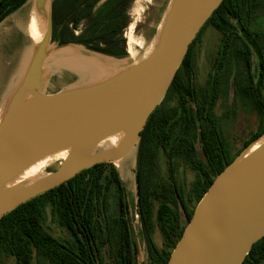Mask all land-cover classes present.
<instances>
[{"label":"water","instance_id":"95a60500","mask_svg":"<svg viewBox=\"0 0 264 264\" xmlns=\"http://www.w3.org/2000/svg\"><path fill=\"white\" fill-rule=\"evenodd\" d=\"M221 1L169 0L151 50L134 61L129 55L116 57L75 42L52 41V0H33L41 37L31 42L0 107V218L83 169L101 162L114 165L137 150L148 116L164 97L189 44ZM56 59L92 71L97 67L101 74L48 93V66ZM113 136L114 144L101 146ZM63 150L66 156L55 168L17 180L30 165ZM126 212L134 262L142 264L135 212L128 203ZM263 236L264 132L214 177L165 264H241Z\"/></svg>","mask_w":264,"mask_h":264},{"label":"trees","instance_id":"16d2710c","mask_svg":"<svg viewBox=\"0 0 264 264\" xmlns=\"http://www.w3.org/2000/svg\"><path fill=\"white\" fill-rule=\"evenodd\" d=\"M26 1L0 0V21ZM99 1L52 0L51 40L57 43L75 42L116 57L125 56L123 39L120 38L122 25L119 21L123 9L119 6L115 8L122 0ZM129 1L125 0V6ZM82 3L89 6L88 13H93L94 19L86 29L88 34L75 35L73 29L81 17ZM261 4L258 0L221 1L189 44L165 93L174 91L177 94L179 110L176 121L179 134L174 136L169 132V120L175 112L164 109L161 103L148 116L139 133L136 212L140 234L145 243L147 264L166 263L194 209L176 190H173L175 207L165 201L160 202L156 220L164 247L159 249L151 236V197L158 195L149 187L153 165L150 135L156 130L158 141L170 159L175 152L182 153L203 175L197 194L199 200L214 177L238 153L229 157L226 142H219L220 132L214 113L220 77L234 53L243 65L232 78L233 87L239 96L250 101L259 121L258 130L244 142L243 147L264 132V99L261 95L264 84L255 81L251 69V50L237 34L239 28L245 36L255 34L258 37L250 31L248 25ZM209 23L222 36L218 55L208 74L206 85L202 88V98L197 100L198 94L190 90L188 81L191 75V50L199 33ZM181 70H184L187 77L185 82L181 78ZM125 195L124 184L112 163H96L83 169L66 182L19 204L0 218V253L10 255L13 264H32L33 261L41 264L40 258L50 264H134ZM47 208L52 221L65 233V238H58L47 229ZM262 260L264 236L253 243L241 264H260Z\"/></svg>","mask_w":264,"mask_h":264},{"label":"rangeland","instance_id":"374dc122","mask_svg":"<svg viewBox=\"0 0 264 264\" xmlns=\"http://www.w3.org/2000/svg\"><path fill=\"white\" fill-rule=\"evenodd\" d=\"M33 0L26 1L19 9L9 14L0 22V104L2 105L6 94L11 88L18 71L29 52L31 39L22 34L16 27L15 23L22 18V14L32 5ZM169 0H133L128 8V23L125 27L123 39V48L126 51V37L131 32L135 36H141L146 42H151L155 36L157 26L162 18V14L168 5ZM132 24V25H130ZM86 21L80 22L75 29L76 35L88 34L86 31ZM130 28H129V27ZM253 30H264V10L260 9L259 14L251 24ZM221 33L212 25L207 24L199 33L191 50V75L189 78L190 88L198 94V99L202 98V87L205 85L207 74L211 68L213 60L217 54L220 45ZM140 59V58H139ZM255 75L259 74L255 62ZM48 69L51 72L50 79L46 86V92L51 93L76 84L82 81L94 78L92 69H85L81 64L74 63L68 59H56L52 61ZM239 66L233 57H230L228 64L222 73L219 82V96L214 106L215 116L226 140L228 156L233 157L244 147L243 144L250 138V135L258 129V115L253 109L250 101L239 96L232 84L233 75L237 72ZM264 77V72H263ZM181 78L187 81L184 70H181ZM264 82V80H263ZM264 96V93L261 91ZM164 109H170L175 115L169 120V132L177 136L179 126L176 121L178 115V98L174 91L164 95L161 100ZM0 105V106H1ZM195 135V130H194ZM195 137V136H194ZM150 149L153 152V165L150 172L149 187L155 190L158 197H151L152 222L151 236L155 245L160 249L164 247L163 237L159 230L156 212L161 201L167 202L171 207H175L173 190L182 194L185 201L192 208L198 202L199 185L203 175L199 170L190 163V161L179 152L173 156H168L167 152L162 149L157 138V132L152 131L149 138ZM197 146V144H196ZM237 153V154H238ZM236 154V155H237ZM137 150H132L125 158L126 172L128 179L121 180L126 191L125 203L134 215V223L142 247V264H147V254L145 243L140 234V226L137 210V185L135 186V167H136ZM59 162V161H58ZM55 162L52 166L43 169L51 170L58 164ZM113 164V163H112ZM136 188V191L134 190ZM114 214V213H112ZM45 225L47 229L58 238H65V233L59 228L56 222L52 221L49 209H46ZM41 264H50L47 260L40 258ZM135 261V255H134ZM1 264H13V258L6 253H0ZM32 264H36L35 261ZM136 264V262H134ZM261 264H264V260Z\"/></svg>","mask_w":264,"mask_h":264},{"label":"bare ground","instance_id":"6f19581e","mask_svg":"<svg viewBox=\"0 0 264 264\" xmlns=\"http://www.w3.org/2000/svg\"><path fill=\"white\" fill-rule=\"evenodd\" d=\"M14 25L22 34L28 36L31 39V42H36L41 37L42 26L38 18L34 14L33 6H30L27 9V12L22 14V18L19 19ZM151 47H152V41L146 42V40L141 36H135L130 32L126 37V51L134 61L138 60L139 58H144L151 50ZM82 63L86 64L88 62L84 61ZM93 73L94 76L97 77L101 74V71L97 67H94ZM116 140H117L116 136L107 138L104 141H102L101 146L107 147L109 145L114 144ZM257 144L258 142L254 143L251 147V150L255 148ZM65 156H66L65 150L57 152L53 155L46 156L45 158H42L41 160L37 161L36 163L26 168L18 176L17 180L18 181L27 180L37 176L43 172L44 168L52 166L55 162L62 160ZM114 166L116 167L119 176L123 180L128 179V173L126 172V168H125V164L123 163V160H118L114 162Z\"/></svg>","mask_w":264,"mask_h":264},{"label":"flooded vegetation","instance_id":"af4514ba","mask_svg":"<svg viewBox=\"0 0 264 264\" xmlns=\"http://www.w3.org/2000/svg\"><path fill=\"white\" fill-rule=\"evenodd\" d=\"M133 0H130L129 1V3H128V5L127 6H125L126 4H125V0H122V1H120L116 6H115V8L116 7H118L119 6V8H122L123 9V11H122V15H121V17H120V23H121V25H122V28H121V31H120V38H121V35L122 34H124V32H125V27L127 28V23H128V18H129V16H128V8H129V6H130V4H131V2H132ZM258 2H260V3H262L259 7H258V9L257 10H255V12H254V15H253V17H252V19L250 20V22H249V25H248V27H249V29H250V31H252L253 33H256L257 35H258V37H255V34L254 35H252V36H245L243 33H242V31L238 28L237 29V34L239 35V36H241L243 39H244V41L248 44V47L250 48V50H251V69H252V72H253V75H254V79H255V81H257V83L258 84H260L261 82H263V80H264V77H263V72H264V30L262 29V30H253L252 28H251V24L253 23V21H254V19L256 18V16L259 14V10L260 9H262V10H264V0H258ZM88 7L89 6H87L86 5V3H82L81 4V8H82V13H81V17H80V19H79V21L76 23V26L74 27V29H73V31H74V34L76 35V32H75V29L77 28V26H78V24L80 23V22H83V21H86V26H85V28L87 29L88 28V26H90L91 24H92V22H93V13L92 14H89L88 13ZM11 14V13H10ZM8 16V15H7ZM6 16V17H7ZM5 18V17H4ZM3 18V19H4ZM2 19V20H3ZM1 20V21H2ZM0 21V22H1ZM124 22V23H123ZM234 24L236 25V28H237V24H236V21H234ZM116 26H118V25H116ZM219 31V30H218ZM220 32V31H219ZM221 33V32H220ZM221 36H222V34H221ZM122 39V38H121ZM236 40V39H235ZM220 41H221V39H220ZM220 46V45H219ZM218 51H219V48H218ZM218 51H217V54H216V56H215V58H214V60H213V63H214V61H215V59H216V57H217V55H218ZM231 57H233L234 58V60L236 61V63H237V65L239 66V67H241L242 65H243V62L240 60V59H238V56H236V54L234 53V55H232ZM255 62H257V64H258V67H257V70H258V72H259V74H257V75H255V73H254V70H255ZM213 63H212V65H211V68H212V66H213ZM228 64V63H227ZM211 68H210V70H211ZM210 70H209V72H210ZM209 72H208V74H209ZM208 74H207V79H208ZM234 76V75H233ZM221 77H222V75H221ZM221 77H220V79H221ZM207 79H206V82H207ZM185 82V81H184ZM206 82H205V85H206ZM263 84H264V82H263ZM204 85V86H205ZM203 86V87H204ZM202 87V88H203ZM190 90H194V89H192V88H190ZM195 91V90H194ZM262 92L264 93V90H262ZM262 95V94H261ZM262 97H263V99H264V96L262 95ZM247 99V98H246ZM179 110V109H178ZM214 113H215V111H214ZM257 114V113H256ZM216 120H217V118H216ZM217 123H218V120H217ZM258 128H259V121L257 122V125H256ZM218 130H219V132H220V134L218 135L219 136V142H227L226 140H224V135H223V133H222V130H221V128H220V126H219V124H218ZM258 130V129H257ZM256 131V130H255ZM254 131V132H255ZM253 134V133H252ZM251 134V135H252ZM250 135V136H251ZM250 139V138H249ZM248 139V140H249ZM204 163H205V161H204ZM263 262V260L261 261V263ZM260 263V264H261Z\"/></svg>","mask_w":264,"mask_h":264}]
</instances>
